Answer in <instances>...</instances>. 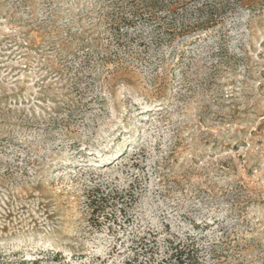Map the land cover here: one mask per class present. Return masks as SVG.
Instances as JSON below:
<instances>
[{"label": "rangeland", "instance_id": "rangeland-1", "mask_svg": "<svg viewBox=\"0 0 264 264\" xmlns=\"http://www.w3.org/2000/svg\"><path fill=\"white\" fill-rule=\"evenodd\" d=\"M133 1L0 0V264H264V0Z\"/></svg>", "mask_w": 264, "mask_h": 264}, {"label": "trees", "instance_id": "trees-1", "mask_svg": "<svg viewBox=\"0 0 264 264\" xmlns=\"http://www.w3.org/2000/svg\"><path fill=\"white\" fill-rule=\"evenodd\" d=\"M134 7H131L127 14L120 18V24L129 25L133 22V19L143 18L146 23L157 24L155 31H159L160 37L158 43L162 41H169L172 36L176 35H189L191 33L203 31L206 32L209 29H213L217 25H223L221 19L223 9L226 6L232 4L244 5L243 0H134ZM196 5V21L195 23H187L188 18L185 15H180L177 12L178 8L186 7L187 5ZM163 12V15L161 14ZM180 15V16H179ZM193 14H191V17ZM179 30V31H177ZM219 30L214 31L216 34ZM162 35V36H161ZM121 37L122 34H121ZM119 37L121 40L122 38ZM197 40L201 39L199 35ZM125 42L129 41L124 38ZM101 189L97 188L94 192H99ZM104 193V191H103ZM118 193H108L105 198L114 200ZM122 198V197H121ZM188 240L180 243H174L169 241L172 253L168 258L161 259L157 263L154 262H139L135 261L134 264H184L183 257L185 259H193L191 257L193 253L198 251V247L194 242ZM194 255V254H193ZM129 264H133L130 262Z\"/></svg>", "mask_w": 264, "mask_h": 264}]
</instances>
